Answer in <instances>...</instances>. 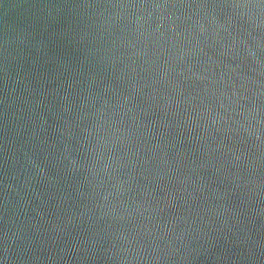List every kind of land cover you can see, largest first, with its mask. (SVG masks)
Listing matches in <instances>:
<instances>
[{
	"label": "water",
	"instance_id": "1",
	"mask_svg": "<svg viewBox=\"0 0 264 264\" xmlns=\"http://www.w3.org/2000/svg\"><path fill=\"white\" fill-rule=\"evenodd\" d=\"M0 264H264V0H0Z\"/></svg>",
	"mask_w": 264,
	"mask_h": 264
}]
</instances>
